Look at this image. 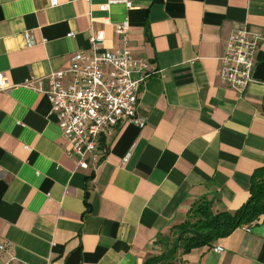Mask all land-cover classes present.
Here are the masks:
<instances>
[{"label": "crops", "instance_id": "crops-1", "mask_svg": "<svg viewBox=\"0 0 264 264\" xmlns=\"http://www.w3.org/2000/svg\"><path fill=\"white\" fill-rule=\"evenodd\" d=\"M107 1L0 0V71L11 86L0 91V243L26 264H143L197 200L240 208L264 164V40L241 93L220 79L218 59L233 27L264 32V0H127L132 8L100 11ZM124 20L134 55L158 70L140 96L146 123L103 134L104 157L80 169L51 110L49 74L100 29L117 49L114 23ZM182 260L264 264V215Z\"/></svg>", "mask_w": 264, "mask_h": 264}, {"label": "built area", "instance_id": "built-area-1", "mask_svg": "<svg viewBox=\"0 0 264 264\" xmlns=\"http://www.w3.org/2000/svg\"><path fill=\"white\" fill-rule=\"evenodd\" d=\"M50 1L53 6L59 4V0ZM119 2L133 7L127 0H109L101 3L99 9L108 11ZM114 30L117 49L105 47L106 34L100 29L90 35L89 49L74 51L65 68L49 74L47 97L51 110L69 141L65 152L74 158L80 169L95 167L104 157L103 134L121 123L130 122L139 127L146 123L138 112L140 96L158 70L147 59L132 52L128 20L115 22ZM74 34L71 31L69 36ZM25 37L28 45H33L31 32L27 31ZM263 40L264 32L248 23L233 27L224 39L223 53L218 58L220 79L240 93L247 89L255 81L254 69ZM29 83L41 90V81ZM9 87L5 72L0 71V91ZM127 159L128 156L124 160ZM215 250L221 252L223 247L217 246ZM0 258V264H26L17 260L9 242L0 243Z\"/></svg>", "mask_w": 264, "mask_h": 264}, {"label": "trees", "instance_id": "trees-1", "mask_svg": "<svg viewBox=\"0 0 264 264\" xmlns=\"http://www.w3.org/2000/svg\"><path fill=\"white\" fill-rule=\"evenodd\" d=\"M262 215L264 164L254 171L250 196L240 208L214 212L211 200H197L182 223L172 226L168 234L158 236L155 243L162 247V251L149 255L143 264H183V255L192 249L212 244L231 234L239 226L258 220Z\"/></svg>", "mask_w": 264, "mask_h": 264}]
</instances>
